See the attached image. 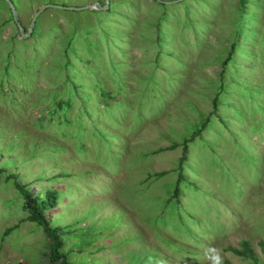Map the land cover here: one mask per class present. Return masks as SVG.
<instances>
[{"label": "rangeland", "instance_id": "obj_1", "mask_svg": "<svg viewBox=\"0 0 264 264\" xmlns=\"http://www.w3.org/2000/svg\"><path fill=\"white\" fill-rule=\"evenodd\" d=\"M174 1V0H162ZM13 0L27 31L42 6ZM22 5V6H21ZM0 4V264H264V0ZM216 102V106L214 103ZM216 107V108H215ZM247 242L254 260L236 255Z\"/></svg>", "mask_w": 264, "mask_h": 264}, {"label": "trees", "instance_id": "obj_2", "mask_svg": "<svg viewBox=\"0 0 264 264\" xmlns=\"http://www.w3.org/2000/svg\"><path fill=\"white\" fill-rule=\"evenodd\" d=\"M11 2L13 0H10ZM19 1V0H15ZM0 4L6 5L0 0ZM22 6V5H21ZM10 20H12L11 13ZM216 106V102L214 103ZM216 108V107H215ZM15 187L21 192L23 196V210L27 213L25 221L32 222L37 226L41 227L46 237L48 238V260L50 264H70L66 256L62 253L63 240H62V229L55 228L50 225V220L46 217V212L56 207L57 198L55 191L48 190L44 193V196L39 194H33L28 191L25 185L16 183ZM230 251L236 255L242 256L243 258H251L254 260V253L250 245L247 242L241 244V249L229 248Z\"/></svg>", "mask_w": 264, "mask_h": 264}, {"label": "water", "instance_id": "obj_3", "mask_svg": "<svg viewBox=\"0 0 264 264\" xmlns=\"http://www.w3.org/2000/svg\"><path fill=\"white\" fill-rule=\"evenodd\" d=\"M4 3H6V5L8 6L11 16H12V20L18 30L19 35H21L22 37H28L30 36L32 29L35 25V22L37 20V18L39 17V15L44 12L47 8H53V9H62V10H72V11H81V10H107L109 7V2L110 0H104V5H101L99 2H95L89 5H85L83 7H60V6H56V5H45L40 7L32 16L30 23H29V27L27 29V31H25V29L21 26V23L19 21V16L18 13L13 5V3L10 0H1ZM157 3L160 4H173V3H178L181 2L183 0H174V1H162V0H154Z\"/></svg>", "mask_w": 264, "mask_h": 264}, {"label": "clouds", "instance_id": "obj_4", "mask_svg": "<svg viewBox=\"0 0 264 264\" xmlns=\"http://www.w3.org/2000/svg\"><path fill=\"white\" fill-rule=\"evenodd\" d=\"M204 255L210 264H224V253L222 249L211 246L205 249Z\"/></svg>", "mask_w": 264, "mask_h": 264}]
</instances>
